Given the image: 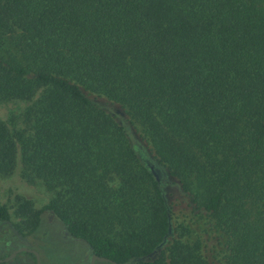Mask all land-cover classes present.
Returning a JSON list of instances; mask_svg holds the SVG:
<instances>
[{
  "label": "trees",
  "instance_id": "16d2710c",
  "mask_svg": "<svg viewBox=\"0 0 264 264\" xmlns=\"http://www.w3.org/2000/svg\"><path fill=\"white\" fill-rule=\"evenodd\" d=\"M0 98L30 102L0 174L56 192L17 213L123 259L210 264L203 231L216 264H264V0H0Z\"/></svg>",
  "mask_w": 264,
  "mask_h": 264
},
{
  "label": "rangeland",
  "instance_id": "374dc122",
  "mask_svg": "<svg viewBox=\"0 0 264 264\" xmlns=\"http://www.w3.org/2000/svg\"><path fill=\"white\" fill-rule=\"evenodd\" d=\"M29 105L30 102L4 100L0 98V122L5 123L10 128H23L24 124L22 114ZM134 141L137 142L141 147H145L143 143L140 144L138 137L135 135ZM116 179L112 180L111 183L114 188L119 186V181ZM171 180L169 178L168 181L167 177V182L169 184L167 187L168 203L177 216H184V218L186 216V218H189L188 216L190 215L187 214L190 213L191 208L188 206L185 197L181 194L177 186L170 184L172 182ZM55 195L56 192L47 189L42 181L36 180L35 182H31L26 179L21 165H19L18 169L10 176L0 174V206L5 207L9 214L16 212L19 198L31 201L34 209L36 211H40L51 202ZM176 215L174 217H176ZM19 221V217H17L15 222L19 224ZM25 222L26 229L30 230L28 233L30 240H34L35 243L50 245L63 244L61 243V241L65 240L63 229L67 228L61 222H52L48 217L43 216L40 219V226H38L39 228L37 227V230L35 231L34 229H31V225L34 223L33 218H26ZM192 225L193 229L197 228V226H194L195 224ZM177 227L178 226L176 224L172 225L173 234L169 237V240L171 238L180 237L181 232L176 231ZM203 227H206L205 222L202 225V228ZM202 233L203 231L198 232V235H200L202 241V256L203 258H207L210 264H216V261L213 259L212 255V249L217 246L215 236L211 234L204 236ZM197 238L198 236L196 233H191L189 239L197 240ZM115 239H117V241L119 240L117 237ZM159 249H162V247L160 246Z\"/></svg>",
  "mask_w": 264,
  "mask_h": 264
},
{
  "label": "flooded vegetation",
  "instance_id": "af4514ba",
  "mask_svg": "<svg viewBox=\"0 0 264 264\" xmlns=\"http://www.w3.org/2000/svg\"><path fill=\"white\" fill-rule=\"evenodd\" d=\"M8 215L9 220L0 222V264H159L156 259L164 249L158 248L142 257L123 259L122 246L91 245L73 236L68 229H63V244H37L28 235L30 230L26 229L27 217L17 212ZM43 216L52 222H61L51 213L42 214L40 219ZM17 217L19 224L15 222ZM32 224L31 229L35 231L40 226V220ZM105 249L113 253H107Z\"/></svg>",
  "mask_w": 264,
  "mask_h": 264
}]
</instances>
